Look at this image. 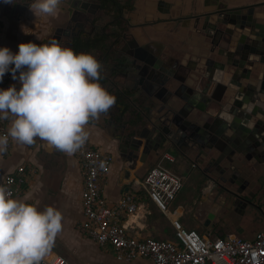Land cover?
<instances>
[{
  "label": "crops",
  "instance_id": "crops-1",
  "mask_svg": "<svg viewBox=\"0 0 264 264\" xmlns=\"http://www.w3.org/2000/svg\"><path fill=\"white\" fill-rule=\"evenodd\" d=\"M80 1L91 4L89 8L94 14H88L87 17H93L94 21L83 24L86 18L83 16L81 21L72 24L68 30L72 31L71 28H75L79 32L78 35H83L84 40L102 36L103 46L97 51L91 48L85 52L93 53L99 60L102 55H107L105 72H113L115 76V86L107 87L108 91L117 98L115 104L107 113H102L98 119H93L86 125L89 133L87 138L90 143L103 152L112 153L115 157L111 172L103 185V203L112 206L126 195H132L136 199L139 206L137 213L125 217L123 222L128 233L138 239L175 240V231L171 224V219L174 217L183 220L186 227L199 230L204 236L206 230H203L201 225L207 220L210 206L225 204L224 198L223 196L217 197L216 191L212 193L215 184L200 173L198 163L189 162L184 158L185 147H180L179 150L168 149L163 154H170L173 160L164 159L161 162L166 166V163L175 164L179 161L182 183L188 181L191 193L195 194L186 198L181 197L179 201L177 199V203L175 199L170 205V217L158 210L148 196L143 183L148 168L155 166L160 159L155 160L153 156L147 158L143 178L135 176L136 170L142 165L143 147L135 168L130 170L131 165L124 162L127 159L126 147L121 148L120 144L134 129L133 121L137 118L138 111L121 95V91L137 93L133 101L139 107L143 106L141 99L143 92L140 88L134 91L135 87L140 84V77L116 65L119 63V66H122L121 64L132 61L136 51L139 48H145L149 53L155 54L161 63L173 70L175 78L168 87L178 96L189 98L193 92H197V88H201L197 77L199 72L204 70L203 67L211 47L205 42L204 36L196 33V16L215 10L218 2H223L229 8L257 6L255 17L259 22H264V6H261L264 0H119L124 6L122 10H118L119 12L111 8H106L108 10L106 12L100 0ZM26 2L27 4L21 0H8V2L0 0V46H9L15 52L19 50L20 42L44 43L57 39L63 45L72 47L73 39L78 35L71 34L67 37L63 33L57 34L58 27L66 18V14H63L60 8L57 7L53 13L37 12L35 14L28 0ZM95 4H100V8ZM114 15L122 18L119 25L121 27L120 37L116 41H113L116 37L110 39L108 35L115 31ZM217 58L226 60V58ZM100 82L103 83L101 78ZM12 84H16L18 88L21 86L18 79H13L1 87L7 88ZM204 84L205 82H202V87L205 86ZM143 86L152 92L156 90L146 81L143 82ZM198 104L203 109L208 108L211 114H217L215 106L209 102L199 101ZM221 117L231 120L233 116L227 111H222ZM3 121L8 126L10 121ZM240 162L238 164L241 168L250 170L249 162L245 159H241ZM189 163L197 171L198 176L195 180H190L191 174L188 176L183 173L182 165H189ZM22 165L26 167L27 182L19 199L35 203L40 208L51 204L63 213V227L57 234L48 256H62L69 264H118L116 252L111 246H99L82 230L85 219L82 206L84 166L79 151L68 154L50 148L47 142L39 137L31 145L12 140L8 150L0 153V183L6 175L15 172ZM127 170L130 171L129 176L126 175ZM189 198L194 202L207 203L205 205L208 211L201 213L196 222H191L186 218L183 211V206ZM167 227L171 229L170 237L164 233ZM261 232L264 230L248 238L239 236L235 231L228 233L245 240H255ZM130 264L153 263L147 259L137 258Z\"/></svg>",
  "mask_w": 264,
  "mask_h": 264
},
{
  "label": "water",
  "instance_id": "water-1",
  "mask_svg": "<svg viewBox=\"0 0 264 264\" xmlns=\"http://www.w3.org/2000/svg\"><path fill=\"white\" fill-rule=\"evenodd\" d=\"M21 2L27 4L26 0ZM112 2V10L123 9L119 0ZM90 5L80 0H61L58 8L66 14V18L58 27L57 34L77 36L79 32L75 28L72 27V31L68 29L81 21L83 16L86 17L83 24L92 23L94 18L87 17L88 14H94ZM95 5L98 8L101 6ZM256 8L257 6L229 8L225 3L218 2L215 10L196 16V33L204 36L205 42L211 47L204 70L197 77L201 88H197V92H193L189 98L178 96L168 87L175 78L173 70L145 48H139L132 61L125 62L122 66L119 63L116 65L140 77V84L134 91L140 88L143 92V106L139 107L133 101L137 93L121 91V95L138 111L134 129L120 144L121 148L126 147L127 159L124 162L131 165L130 170L137 166L143 147L142 165L135 172L137 178H143L149 156L159 160L168 149L179 150L180 147H185L184 158L198 163L200 173L208 181L217 184L218 179L229 176L237 178L236 184L247 182L258 185L262 181V190L257 193V198L264 196V22H259L255 17ZM120 21L122 18L118 17L114 21L115 31L108 34L110 39L116 37L113 41L120 37ZM78 37L83 39L81 34L76 38ZM106 58L107 55H102L100 59V78L102 85L107 88L115 86V76L113 72H105ZM145 81L156 90L152 92L143 86ZM202 82H205L204 87ZM199 101L214 105L217 114H211L208 108L203 109L198 104ZM222 111L233 116L231 120L221 117ZM241 159L251 164L250 170L241 168L238 164ZM129 172L127 170L126 175L129 176ZM230 193L226 190L221 196ZM233 197L243 203H249L253 199L240 193ZM217 206L210 210L204 223L207 229L204 237L207 239L232 235L213 231L211 222ZM213 235L215 236L212 237Z\"/></svg>",
  "mask_w": 264,
  "mask_h": 264
},
{
  "label": "clouds",
  "instance_id": "clouds-1",
  "mask_svg": "<svg viewBox=\"0 0 264 264\" xmlns=\"http://www.w3.org/2000/svg\"><path fill=\"white\" fill-rule=\"evenodd\" d=\"M8 2V0H6ZM31 10L53 13L61 0H28ZM101 61L59 40L19 43V50L0 46V81L11 71L20 87H0V153L10 138L33 144L39 137L54 148L75 153L86 141V125L115 104L116 96L100 82ZM19 70V72H18ZM54 205L44 208L12 195L0 183V264H44L63 224Z\"/></svg>",
  "mask_w": 264,
  "mask_h": 264
},
{
  "label": "built area",
  "instance_id": "built-area-1",
  "mask_svg": "<svg viewBox=\"0 0 264 264\" xmlns=\"http://www.w3.org/2000/svg\"><path fill=\"white\" fill-rule=\"evenodd\" d=\"M19 72V70H18ZM11 71L5 73L0 87L13 80ZM7 131V123L0 121V133ZM12 139L9 140V145ZM84 166L82 206L84 222L82 230L99 246H111L116 252L118 264H130L137 258L147 259L153 264H264V232L255 240H245L227 235L214 239L184 225L180 218H172L175 240L138 239L131 236L123 220L137 213L139 206L132 195H126L110 206L102 201L103 185L111 172L115 157L94 147L87 138L78 149ZM173 160L165 153L144 177L148 196L158 210L170 217V205L182 188V179L161 163ZM26 167L4 177L2 183L19 199L27 182ZM44 264H69L62 256L45 258Z\"/></svg>",
  "mask_w": 264,
  "mask_h": 264
},
{
  "label": "rangeland",
  "instance_id": "rangeland-1",
  "mask_svg": "<svg viewBox=\"0 0 264 264\" xmlns=\"http://www.w3.org/2000/svg\"><path fill=\"white\" fill-rule=\"evenodd\" d=\"M179 160V159H178ZM167 169L173 174L181 177L182 173L179 172V161L175 164H165ZM184 168V174H191L190 180H195L197 171L192 167V164L182 165ZM185 180L187 178L185 177ZM189 180V181H190ZM188 181H185L182 185L180 194L176 198V203L181 197H189L190 195H195L191 193V189ZM178 199V201H177ZM207 203L194 202L192 199H188L186 204L183 206V211L185 217L191 222H196L199 219V215L205 211H208ZM214 206H210L212 209ZM210 209V210H211ZM174 212V211H173ZM212 219V225H214L213 231L215 233H227L230 231H235L239 236H248L256 234L258 231L264 230V196L262 198H254L253 201L249 202L245 206H241L240 209L228 204H220L217 206V211ZM183 222V220H181ZM203 230H207L204 223L201 225ZM199 231V230H197ZM200 232V231H199ZM165 235L167 237L171 236V229L166 228ZM201 233V232H200Z\"/></svg>",
  "mask_w": 264,
  "mask_h": 264
},
{
  "label": "flooded vegetation",
  "instance_id": "flooded-vegetation-1",
  "mask_svg": "<svg viewBox=\"0 0 264 264\" xmlns=\"http://www.w3.org/2000/svg\"><path fill=\"white\" fill-rule=\"evenodd\" d=\"M113 18L114 20H116L118 18V15H114ZM236 182H238L236 177L234 178L229 176V177H224L222 180L218 179L217 184L215 183L214 187L212 188V193L216 191V196L221 197V195H223V193H225L226 190L230 191L231 192L230 194L223 196L224 203L239 208L241 206H245L248 203H243L242 201L238 200L236 197H233V195H235L236 193H240L242 196L249 195L254 199L257 198V193L259 192V190H262L261 188L263 185L262 181L258 182L259 183L258 185L257 183L254 185V183H247V182L236 184Z\"/></svg>",
  "mask_w": 264,
  "mask_h": 264
},
{
  "label": "trees",
  "instance_id": "trees-1",
  "mask_svg": "<svg viewBox=\"0 0 264 264\" xmlns=\"http://www.w3.org/2000/svg\"><path fill=\"white\" fill-rule=\"evenodd\" d=\"M102 3L103 8H112L114 6L112 0H100ZM117 12H119L118 10H115ZM121 23V21H120ZM103 42V37L102 36H96L90 39H82L80 37L75 38L73 40V46L72 48H74L77 52H79L80 49H86L87 51L91 48L95 49V48H99L101 46H103L102 43ZM133 123H137V121H133ZM26 187V186H24Z\"/></svg>",
  "mask_w": 264,
  "mask_h": 264
}]
</instances>
